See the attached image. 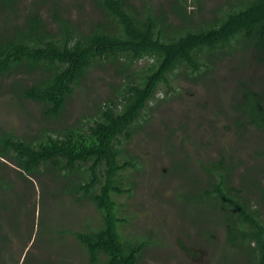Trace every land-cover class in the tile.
I'll return each mask as SVG.
<instances>
[{"label":"rangeland","instance_id":"obj_1","mask_svg":"<svg viewBox=\"0 0 264 264\" xmlns=\"http://www.w3.org/2000/svg\"><path fill=\"white\" fill-rule=\"evenodd\" d=\"M199 1L201 5L185 0L193 26L205 25L214 17L213 11L228 0ZM46 2L40 8L48 20L47 27H51L48 15L55 4L60 6L56 8L59 14L80 24L83 20L102 19L91 0ZM172 2L128 0L139 9L151 5L155 14L168 12ZM30 3L31 0H18L17 13L23 15ZM169 15L174 26L185 23ZM244 45V39L236 38L213 50L211 56L202 53V58L208 56L211 62L208 68H201V77L179 64L168 75L174 90L166 93V86L159 85L156 96L147 104L141 127L119 144V163L129 160L135 166L126 167L116 176L123 188L131 186V190L112 193V198L116 215L123 219L120 235L132 242H146L138 264L245 261L243 252L230 248L225 241V211L214 209L208 199L194 198L206 182L207 173L202 167L210 161L236 168L232 183L238 186L245 175H252L251 179L264 186V129L237 110L243 84L254 90L259 89V84L264 91V61L258 59L257 49ZM151 61L148 56L137 58L133 69L146 68ZM114 68L102 64L91 69L75 88L62 116L51 120L41 117V106L32 100L23 101V108L17 106L10 88L12 79L2 77L0 129L31 141L44 129L62 131L67 125H80V119L87 122L92 118L89 115L93 106L103 105L121 83ZM26 77L24 74L17 79ZM65 186L52 173L24 178L12 160L0 158V250H4L5 258L0 264H39V260L41 264H90L73 232L98 229L101 214L87 198L76 200L63 192ZM240 187L246 190L249 184L245 182ZM249 197L254 198V192ZM41 218L46 226L41 227L37 237Z\"/></svg>","mask_w":264,"mask_h":264},{"label":"trees","instance_id":"obj_2","mask_svg":"<svg viewBox=\"0 0 264 264\" xmlns=\"http://www.w3.org/2000/svg\"><path fill=\"white\" fill-rule=\"evenodd\" d=\"M46 1L31 0L20 16L18 0H0V82L2 77L12 79L16 105L23 108V101L32 100L41 106V117L59 119L75 88L97 65L115 66L121 83L103 105L93 106L91 119H80V125H67L62 131L44 129L31 141L0 129V158L12 160L24 178L52 173L65 183L63 192L94 203L101 214L100 227L73 232L90 264H138L146 242L120 235L123 219L116 215L112 198V193L131 190V186L125 190L116 176L135 166L129 160L119 163V144L141 127L159 85L166 86V93L174 90L168 75L179 64L201 77V68L211 62L201 54L211 56L236 38L257 49L258 59L264 61V0H228L205 25L197 26L190 22L185 0H174L168 12L158 14L149 4L139 9L128 0H91L102 19L83 20V24L59 14L60 6L55 4L48 15L51 27L40 8ZM169 14L185 23L174 26ZM145 56L153 61L146 68L133 69L136 59ZM24 74L25 79H17ZM256 87L243 84L237 110L264 129V91L261 85ZM202 168L206 182L194 198L208 199L214 209L225 211V241L245 257L235 264H264V186L245 175L239 185L248 182L249 188L242 189L232 183L236 168L222 161H210ZM251 192L254 198L249 197ZM43 225L41 218L37 237ZM2 253L0 261L5 259Z\"/></svg>","mask_w":264,"mask_h":264},{"label":"bare ground","instance_id":"obj_3","mask_svg":"<svg viewBox=\"0 0 264 264\" xmlns=\"http://www.w3.org/2000/svg\"><path fill=\"white\" fill-rule=\"evenodd\" d=\"M52 42V41H51ZM57 62V61H56ZM7 65V64H6ZM56 66V65H55ZM39 69V68H38ZM124 75V74H123ZM126 76V75H125ZM62 79V78H61ZM81 80V79H80ZM22 82V81H21ZM125 82V81H124ZM33 84V83H32ZM70 84V83H69ZM93 89V88H92ZM89 90V89H88ZM130 93V92H129ZM38 97V96H37ZM26 98V97H25ZM28 99V98H27ZM116 100V99H115ZM34 107V106H33ZM96 117V116H95ZM25 121V120H24ZM128 122V121H127ZM124 126V125H123ZM36 136V135H35ZM36 137H38V136H36ZM21 146V145H20ZM22 147V146H21ZM51 175V174H50ZM81 181V180H80ZM126 190V189H125ZM218 227V226H217ZM0 230H2V229H0ZM17 232V231H16ZM22 232V231H21ZM19 234V233H18ZM7 238V237H6ZM5 238V239H6ZM7 240V239H6ZM33 240V239H32ZM9 242V241H8ZM235 244V243H234ZM203 245V244H202ZM33 247V246H32ZM203 247V246H202ZM209 252V251H208ZM43 256V255H42ZM2 257V256H1ZM27 259V258H26ZM51 259V258H50ZM10 260V259H9ZM205 262V261H204ZM38 264V263H37Z\"/></svg>","mask_w":264,"mask_h":264}]
</instances>
